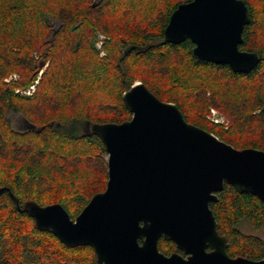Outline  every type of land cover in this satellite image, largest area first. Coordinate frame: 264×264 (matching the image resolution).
Segmentation results:
<instances>
[{"label":"trees","instance_id":"1","mask_svg":"<svg viewBox=\"0 0 264 264\" xmlns=\"http://www.w3.org/2000/svg\"><path fill=\"white\" fill-rule=\"evenodd\" d=\"M189 0H0V264H96L90 245L68 247L21 211L26 202L59 203L74 219L103 191L106 148L85 124L130 119L122 94L135 80L184 119L235 148L264 151V0H244L250 21L239 49L257 52L248 72L200 63L193 42L163 43L172 11ZM106 35L99 56L93 38ZM48 62L31 95L25 89ZM42 63V66H40ZM16 79H9L10 74ZM215 107L229 127L207 120ZM8 111L35 128L15 130ZM209 203L229 255L264 258V201L228 183ZM159 251L175 244L163 237Z\"/></svg>","mask_w":264,"mask_h":264},{"label":"water","instance_id":"2","mask_svg":"<svg viewBox=\"0 0 264 264\" xmlns=\"http://www.w3.org/2000/svg\"><path fill=\"white\" fill-rule=\"evenodd\" d=\"M249 21L244 0H189L172 11L162 42L188 38L198 62L248 72L260 61L257 52L239 49ZM122 100L130 119L85 124L84 133L97 135L107 151L104 190L74 219L59 203L29 201L21 211L68 247L90 245L96 264H264V258L228 254L209 207L225 183L264 201V151L235 148L187 122L175 103L142 82L124 91ZM161 237L188 256L164 255Z\"/></svg>","mask_w":264,"mask_h":264},{"label":"rangeland","instance_id":"3","mask_svg":"<svg viewBox=\"0 0 264 264\" xmlns=\"http://www.w3.org/2000/svg\"><path fill=\"white\" fill-rule=\"evenodd\" d=\"M98 35H100L101 36V39H102V44H103V41L104 40H106V35H104L101 31H99V30H96L95 31V36H94V38H93V40H92V42H93V45H94V48L98 51V53H99V56H101L100 55V50H98V48L96 47V45H95V43H96V41H97V39H98ZM102 49V48H101ZM102 56H104V55H102ZM47 64H48V62H46L45 64H44V69L46 68V66H47ZM135 82H140L139 80H135L134 81V83ZM211 108H214L216 111H217V113L220 115V116H222V118H223V120H224V123L223 124H218V125H222L225 129H227L228 127H229V120L222 114V113H220L215 107H209V109H208V113L206 114V118H207V116L209 115V113H210V109ZM7 117L9 118V120H10V123H11V126H12V128L13 129H15V130H28V129H30V128H32L31 126L33 125V124H31L20 112H14V111H8L7 112ZM131 118V117H130ZM207 120H209L208 118H207ZM210 121V120H209ZM212 122V121H211ZM213 123V122H212ZM34 126V128H35V125H33ZM34 128H32V129H34ZM104 157L106 158V160H107V154L106 155H104ZM239 228H240V230L242 231V232H244V233H247V234H254V235H257V236H260V237H262L263 239H264V233H262L261 231H259V230H255V229H253L249 224H247L246 222H241L240 224H239Z\"/></svg>","mask_w":264,"mask_h":264},{"label":"built area","instance_id":"4","mask_svg":"<svg viewBox=\"0 0 264 264\" xmlns=\"http://www.w3.org/2000/svg\"><path fill=\"white\" fill-rule=\"evenodd\" d=\"M96 47L98 48V50H100V55H105V52L102 48V39L101 36L98 35V39L95 43ZM44 70V66L42 67V69L39 71V74L37 76V78L33 81V83H31L27 88L25 89H16L15 92L17 93H21V94H26V95H31L34 91H35V86L38 83V80L40 78L41 73ZM17 76L16 74H10L8 78L5 79V81H9V79H16ZM207 118L212 121L215 124H223L224 120L222 118V116H220L217 111L214 108L210 109V113L207 116Z\"/></svg>","mask_w":264,"mask_h":264},{"label":"flooded vegetation","instance_id":"5","mask_svg":"<svg viewBox=\"0 0 264 264\" xmlns=\"http://www.w3.org/2000/svg\"><path fill=\"white\" fill-rule=\"evenodd\" d=\"M171 241V240H170ZM173 242V241H172ZM174 243V242H173ZM175 244V243H174ZM175 247H176V245H175ZM207 251H210L211 250V248L210 247H208L207 249H206ZM161 252V251H160ZM163 253V252H162ZM172 253H177V254H179V255H181L183 258H186L187 256H188V254H186V253H184V251L183 250H181V249H179V248H177L176 247V250H173V251H171V252H169L168 254H165V253H163L164 255H170V254H172ZM231 256V255H230ZM233 257V256H232Z\"/></svg>","mask_w":264,"mask_h":264}]
</instances>
